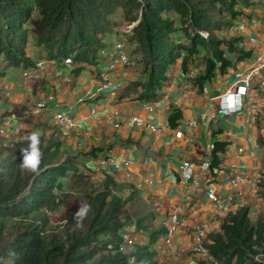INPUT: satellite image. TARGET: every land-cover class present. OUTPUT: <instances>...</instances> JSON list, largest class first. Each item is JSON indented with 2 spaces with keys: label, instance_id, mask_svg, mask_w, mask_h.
I'll return each mask as SVG.
<instances>
[{
  "label": "trees",
  "instance_id": "trees-1",
  "mask_svg": "<svg viewBox=\"0 0 264 264\" xmlns=\"http://www.w3.org/2000/svg\"><path fill=\"white\" fill-rule=\"evenodd\" d=\"M258 1L0 0V76L7 67L33 65L29 46L39 52L37 57L69 58L72 72L79 63L100 62L98 50L111 46L108 38L116 30L110 16L119 11L122 21L132 22L125 34L132 44L129 55L143 62L140 75L124 86V92H136L135 97L144 101L159 99L168 68L177 61L185 68L188 58L198 54L202 68L192 82L199 88L214 70L223 72L249 53L237 47L240 36L227 35V30L244 14V7ZM226 53H233V60ZM179 117V109L171 107L168 125L175 126ZM39 139L38 172L21 167L20 151L2 155L0 150V264H127L130 255L139 264H157L153 244L166 232L162 225L150 228L134 250L119 248L133 213L125 205L138 195L132 185L108 174L92 180L78 169L75 155L59 159V141ZM224 145L222 140L211 143L208 167L216 166ZM258 184L264 190V180ZM72 189L81 192L83 201L66 206L60 220L52 223L48 212L63 197L67 205ZM82 204L91 210L78 226L75 214ZM142 209L134 213L137 229L152 217ZM248 212L246 204L225 212L219 229L202 239L209 258L196 257L193 264H264V255L254 257L264 253V209L253 220Z\"/></svg>",
  "mask_w": 264,
  "mask_h": 264
},
{
  "label": "crops",
  "instance_id": "crops-1",
  "mask_svg": "<svg viewBox=\"0 0 264 264\" xmlns=\"http://www.w3.org/2000/svg\"><path fill=\"white\" fill-rule=\"evenodd\" d=\"M262 2L244 7V14L234 20L241 18L243 26L233 25L227 30V35L240 36L237 47L249 53L236 61L233 53H226L232 65L223 72L214 70L199 88L192 82L202 68L199 54L188 58L185 68L177 61L168 68L162 95L154 101L140 100L136 92L123 91L130 80L140 75L136 60L132 66L117 64L111 68L105 60L79 63L80 68L72 72L73 65L64 66L61 61L44 57L41 67L27 78L20 73L23 67H7L0 76V120L8 116V110L16 108L29 113L30 120L23 123L22 134L15 135L13 147H28L25 137L32 132H38L43 143L59 141V149L65 155H75L78 169L94 180L108 174L125 186L132 185L138 200L148 207V215L153 216L151 228L162 225L167 229L169 213L178 209L181 220L170 234L169 246L160 238L153 244L155 258L157 264H193L197 257L192 250L195 229L202 227L203 235L216 231L222 216L216 201L207 198L205 191L212 189L219 197L232 193L229 210L246 204L253 219L264 209V190L257 179L261 173L264 180V98L256 86L264 66L253 73L239 110H218L233 69L250 67L257 54L264 60V11L256 8ZM28 49L31 59L37 58L39 52L32 46ZM101 71H106L104 78L115 88H98ZM37 81L38 86L31 89ZM19 99L22 103L15 104ZM38 100L44 106L32 112ZM171 107L180 111L173 127L167 123ZM56 112L70 118L72 124L56 119ZM214 140L224 141V148L217 153L216 166L202 169L199 165L210 158ZM182 161L191 163L195 183L179 177L178 165ZM123 230L128 231V226ZM146 231L138 228L128 249L141 245Z\"/></svg>",
  "mask_w": 264,
  "mask_h": 264
},
{
  "label": "built area",
  "instance_id": "built-area-1",
  "mask_svg": "<svg viewBox=\"0 0 264 264\" xmlns=\"http://www.w3.org/2000/svg\"><path fill=\"white\" fill-rule=\"evenodd\" d=\"M257 10L260 11H264V2H262L261 4H259V6H256ZM244 20H242L241 18H239L236 22H233V24L229 27L231 28L233 25H236L238 28H241L244 24ZM131 25V22L129 23H125L124 27L122 30L123 32H127L129 27ZM202 35H206L205 32L200 31ZM125 37L123 36L121 39H117L115 41H113V47H111L105 54L106 57H108L107 60V66L108 68L113 67V65H130V64H134V58L129 56L128 54H126L123 51V44L121 42L122 39H124ZM261 53V52H259ZM45 62V59L43 58H36L33 61V66L30 70H26V69H21L20 73L22 76L24 77H29L31 74V71H34L35 68L37 67H41V65ZM63 65L67 66L70 63V59L69 58H64L61 62ZM256 63V64H255ZM264 66V60L261 56V54H257L255 56V62L253 65H251L250 67L246 68V69H238L235 68L232 71V80L229 84V86L225 89V91L221 94V103H220V107H219V111L221 112H227L229 110H239L240 108V103H241V97L243 95H246L247 89L250 87L251 81H252V76L253 73L255 72V70H257L258 68ZM106 71H101L100 72V76L102 78V80L99 83L98 88L100 90H107L108 87H111V89L115 88L116 85L113 83H109L108 80H106L105 74ZM256 86L258 87L260 94H261V98H264V72L262 73V75L260 76V78L257 80L256 82ZM243 90V91H241ZM231 95L233 98L235 97H239V104L234 105L232 108L227 107V102H226V98ZM48 97H50L48 95ZM247 97L250 98V95L247 94ZM44 106V103L42 100H38L34 103V107L32 109L33 112L38 111L41 107ZM251 109V106H250ZM11 118H16V116L11 113L10 114ZM55 118L56 119H63L67 122L68 125L72 124V121L70 120V118H68L67 116L62 115L61 112H56L55 113ZM133 119L138 120V118L133 117ZM262 122L264 123V115L261 117ZM9 127V128H8ZM21 128V123L20 121H15L13 125H10V121L9 119H5L1 124H0V135H4L7 132V129L9 130L10 133H18L20 131ZM179 133V132H178ZM211 148V146H210ZM209 159L204 160L203 162L200 163V168L204 169L208 166V162ZM178 172H179V177L182 179H194L193 178V171H192V167H191V163L188 161H182L179 165H178ZM257 179H262L261 173L257 174ZM193 182L195 183V180H193ZM205 195L207 198L216 201L217 203V211L220 214H224L225 212H227L229 210V206L232 204V199H233V195L232 193H228L226 195H224L223 197H219L217 196L214 191L211 190H207L205 191ZM180 218L178 217V209H174L172 210L169 215H168V221H169V227L166 229V232L164 234V236L162 237L161 242H163L165 244V246H169V237L170 234L173 230V228L180 222ZM203 228L202 227H197L195 229L194 235H193V240H192V250L193 252L196 253L197 257H207L209 258L208 254L206 253V250L202 244V239L204 238L203 236ZM122 237V241L120 244V249L122 251H127L126 245L130 243L131 237L129 236L128 233L123 232L121 234ZM264 255V253H258L255 254L254 257L255 259L258 258V256ZM127 264H136L135 261V257L133 255H130L127 261Z\"/></svg>",
  "mask_w": 264,
  "mask_h": 264
},
{
  "label": "rangeland",
  "instance_id": "rangeland-1",
  "mask_svg": "<svg viewBox=\"0 0 264 264\" xmlns=\"http://www.w3.org/2000/svg\"><path fill=\"white\" fill-rule=\"evenodd\" d=\"M110 18L113 21L112 22V25L114 26V29H116V30H114V32L108 38L109 39V42L111 43V46L108 49H103V50L102 49H99L98 50L99 58L101 60H105V61L108 60V57H106V54L105 53L111 47H113V45H112L113 44V41H115L117 39H121L123 36L125 37L124 39L121 40V42L123 44V51L126 54L129 55L131 53V50H132V46H131L132 44L131 43H128L126 41V38H127L126 35H125L126 32H123V30H122L123 28H125L124 25H125L126 22L122 21L121 18L119 17V11L118 12H115L114 14H112L110 16ZM131 24H132V22H131ZM202 32H205V31H202ZM129 56H131V55H129ZM137 62L139 63L138 66H141L142 67V65H143L142 60L139 59V60H137ZM134 64H135V58H134ZM130 65L132 66L133 64H130ZM138 73L140 74V67L138 69ZM38 84H39L38 81L35 82V83H33V85H31V89L36 88V86H38ZM21 103H22V100L19 99L18 101H16L15 104H21ZM26 105H30V103L27 102ZM14 111H15L14 112V115L16 116L15 119L18 120V121H20V123L22 125H23V123L25 121H30L29 120V113L23 114V113H21L20 109H18V108L14 109ZM1 120H2V118H1ZM20 134H22V133H20ZM16 138L17 137L15 136L14 133H8V136L7 137H3V138L0 137V150H1V154L2 155L3 154H6L8 152H12V151H20V150H18V148L13 147V145H15ZM9 139H10V142L4 141V140H9ZM10 143H12V144L10 145ZM65 156H66L65 153L62 152V151H60V153H59V159H62ZM92 180H94V179L92 178ZM65 186L67 187V185H65V179H64L63 191L65 189ZM54 190H55V193H60V190L59 189L55 188ZM123 191H124V193H126V189H124ZM138 199H139V197L137 196L136 201L131 202L130 205H128V203H126V205H125L126 207H128V211L129 212H133V213L130 214V217L128 218V220H127V222L125 224L126 226H128V234L130 235V237H132L133 234L137 233V231H138V229L135 227V225L132 224L133 221H134V218H135L134 213L135 212H138L142 208H143L142 209V212L148 211V207H144L145 205H143V203L140 200H138ZM63 200L64 201L61 202L55 209H53V210H51V211L48 212L49 218L52 221V223H56V222H58L60 220L61 212L65 209L66 206H68L69 204L71 205V203H74L75 201L82 202L83 201V196H82V194H81V192L79 190L72 189L70 196L66 199V201L68 202L67 205L65 204V197H63ZM250 219L253 220V218H250ZM153 222H154L153 216L152 217L145 218V220H144V223L145 224L142 225V228L148 231L152 227ZM137 264H139V262H137Z\"/></svg>",
  "mask_w": 264,
  "mask_h": 264
},
{
  "label": "clouds",
  "instance_id": "clouds-1",
  "mask_svg": "<svg viewBox=\"0 0 264 264\" xmlns=\"http://www.w3.org/2000/svg\"><path fill=\"white\" fill-rule=\"evenodd\" d=\"M233 22H234V20H233ZM40 58L45 59L44 57H40ZM60 61L62 62V60H60ZM68 65H70V63ZM32 66H29L30 68L23 67V69L30 70L32 68ZM34 71H31V74H33ZM226 102H227V107L232 108L234 105L239 104V97L233 98L231 95H229L226 98ZM14 112H15L14 109L8 110V112H7L8 113V116L7 117H3L2 120L0 121V124L5 119H9L10 125H13L14 122L17 121V120L15 118H11L10 117V114L11 113L14 114ZM21 130H22V124H21L20 131L18 133H14V134L15 135L20 134L21 133ZM8 133H10V132L7 129V132L4 135H0V137L1 138L7 137L8 136ZM25 139L28 141V147L27 148H23V149L20 150L21 155H22L21 167L24 168V169H26V170L32 171V172H38L39 171V165H40L41 158H42V152H41L40 147H39V145H40L39 133L38 132L29 133V134L26 135ZM11 144L12 143H10V145ZM90 210H91V206L88 205V204H82V205L79 206V208H78V210H77V212L75 214V218H76V222H77V225L78 226H80L82 224V221L88 215V213H89ZM123 232L128 233V231H125V230H123ZM164 234L162 235V237L164 236ZM162 237H160L161 240H162ZM121 239H122V237H121ZM160 239H157V240H160ZM131 241H132V237H131L130 243H131ZM156 241L154 243H156ZM130 243L126 245L127 251L132 250V249H128V245H130ZM135 261H136V264H137L136 257H135Z\"/></svg>",
  "mask_w": 264,
  "mask_h": 264
},
{
  "label": "snow or ice",
  "instance_id": "snow-or-ice-1",
  "mask_svg": "<svg viewBox=\"0 0 264 264\" xmlns=\"http://www.w3.org/2000/svg\"><path fill=\"white\" fill-rule=\"evenodd\" d=\"M241 91H243V90H241Z\"/></svg>",
  "mask_w": 264,
  "mask_h": 264
}]
</instances>
